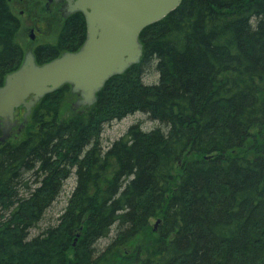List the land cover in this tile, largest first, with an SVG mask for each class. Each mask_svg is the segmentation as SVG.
<instances>
[{
    "label": "trees",
    "instance_id": "trees-1",
    "mask_svg": "<svg viewBox=\"0 0 264 264\" xmlns=\"http://www.w3.org/2000/svg\"><path fill=\"white\" fill-rule=\"evenodd\" d=\"M84 22L62 28L70 52ZM20 27L0 0V86L24 60ZM139 40L93 106L66 117L63 86L0 145V264H264V0H183ZM136 114L156 127L104 150L106 125ZM72 175L59 224L30 237Z\"/></svg>",
    "mask_w": 264,
    "mask_h": 264
},
{
    "label": "water",
    "instance_id": "water-1",
    "mask_svg": "<svg viewBox=\"0 0 264 264\" xmlns=\"http://www.w3.org/2000/svg\"><path fill=\"white\" fill-rule=\"evenodd\" d=\"M183 0H76L71 12H80L86 38L76 52H65L42 65L28 52L21 66L0 86V145L18 126L16 112L24 109L25 127L36 105L47 95L69 85L80 97L74 108L93 106L97 94L113 77L138 65L143 57L140 34L174 12ZM34 39V34H31Z\"/></svg>",
    "mask_w": 264,
    "mask_h": 264
},
{
    "label": "rangeland",
    "instance_id": "rangeland-1",
    "mask_svg": "<svg viewBox=\"0 0 264 264\" xmlns=\"http://www.w3.org/2000/svg\"><path fill=\"white\" fill-rule=\"evenodd\" d=\"M12 10L14 14L19 18L21 27L17 34V39L26 52L29 48L34 47L39 43H55L57 38L61 35V24H59L57 17L48 16L43 8L44 1L42 0H10ZM40 3V4H39ZM30 4V5H29ZM35 5H41V10L38 9ZM37 9L40 10L35 12ZM35 35V41L32 42L30 39L31 34ZM158 74L152 72L143 77V83L146 85H153L158 82ZM76 97L71 93L67 94V97L64 100L63 104V115L70 116L75 113L74 104L76 102ZM83 108L80 106L78 110L81 111ZM140 123L142 129L145 131H150L156 127V124L152 123L147 119L146 116L142 114H136L129 116L126 119L113 122L109 125H106L102 133V147L104 150H107L111 145L121 138L134 124ZM18 134L20 131L15 129L12 132L11 141L17 140ZM20 136V135H19ZM19 138V137H18ZM76 186V177L72 175L69 178L64 187L63 193L61 194L59 200L49 209L44 215L42 222L39 223L36 229L30 231V237H35L42 233L50 226H56L59 224V217L63 214L69 197L71 196L72 191ZM113 238V234L110 236V240H102L97 245L96 248L101 251Z\"/></svg>",
    "mask_w": 264,
    "mask_h": 264
},
{
    "label": "flooded vegetation",
    "instance_id": "flooded-vegetation-1",
    "mask_svg": "<svg viewBox=\"0 0 264 264\" xmlns=\"http://www.w3.org/2000/svg\"><path fill=\"white\" fill-rule=\"evenodd\" d=\"M42 1H44L42 9L44 10V12L48 16L57 17V20L59 21L58 23L61 24V26H60L61 27V31H62V28L64 27V25H66L68 21H71L73 19L79 20L80 17H82L84 19L83 15L80 12H71V8H73V5H74L76 0H42ZM35 6L38 9L41 8V5H35ZM40 10H38V11H40ZM38 11L36 9L35 12H38ZM85 28H86V26H85ZM64 37L65 36H63V39H62V33H61V35L57 38V41L55 43H52V44H50V43H39L37 45H34V47L29 48L25 52V54L28 53V52H32L35 55L40 48L51 47V48H55V49H60V52L58 54H59V56H61L65 52H70V50L74 48V46L73 47L69 46V45L66 46L64 44V42H65ZM30 39H31L32 42H34L35 41V35H34V39H32L31 35H30ZM76 51H73V52H76ZM73 96L76 97L77 100L80 99V97L78 95H76V94H73ZM81 107L82 108H88L87 106H81ZM19 110L23 111L21 117L18 115V111ZM19 110L16 113V120L18 122V126L14 127L12 132L15 129H18L19 131L24 129V128H21L20 125L23 123V115L25 114V110L24 109H19ZM75 110H78V109H75Z\"/></svg>",
    "mask_w": 264,
    "mask_h": 264
}]
</instances>
